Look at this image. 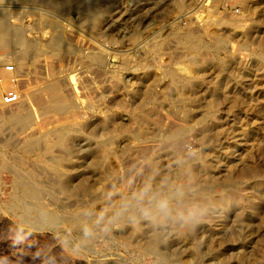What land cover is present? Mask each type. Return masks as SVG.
Instances as JSON below:
<instances>
[{"label":"rangeland","instance_id":"obj_1","mask_svg":"<svg viewBox=\"0 0 264 264\" xmlns=\"http://www.w3.org/2000/svg\"><path fill=\"white\" fill-rule=\"evenodd\" d=\"M243 1L69 0L51 7L31 0L7 7L13 9L8 12L11 23L26 28L27 38H47L51 29L46 21L56 20L68 43L73 44L75 50L59 58L43 47L33 51L16 79H22L17 84L20 93H35L50 79V70L56 67L64 82L63 92L78 106L75 120L81 125V131L70 133L66 147L53 148L43 156L44 163H41L37 152L25 153L22 138L29 130L20 133L0 119V157L11 168L0 169V264H207L211 263L206 254L210 244L229 255L230 264H264V185L248 182L241 185L239 194L243 200L229 212L215 202L223 193L221 187H215L212 195L206 197L207 211L200 209L201 199L194 191L198 180L216 175L229 162L239 164L242 169L254 166L264 171V50L259 51L264 44V14L258 16L254 28H248L246 20L232 25L235 15L244 14ZM255 1L264 3V0ZM2 4L5 7V3ZM88 8L98 12L96 22L89 19ZM183 28L185 31L193 29L209 42L217 33L232 35L233 39L224 49L218 48L206 56L211 60L208 66L199 60L203 55L191 53L178 43L173 30L183 32ZM155 42L160 44L158 49ZM97 48L107 52L105 67L87 59V53ZM11 51V48H1L0 55ZM256 52L263 58L259 63L252 55ZM215 53L225 58L222 68L213 64ZM194 59L199 66L191 69L205 72L206 78L197 93L200 103L207 102V97L215 93L216 80L228 87L217 110L188 105L179 96L178 84L170 82L164 74L179 72V67ZM5 63L0 62V68L15 66L11 61ZM193 76L182 74V79ZM7 90L0 93L2 98ZM150 94L155 96V102H150ZM16 107L13 105L10 110L16 112ZM32 108L39 111L35 104ZM34 116L38 121L32 127L39 130L53 127V124L42 126L39 114ZM54 117L57 115L52 114L51 119ZM174 128L186 129L178 146L168 138ZM109 132L119 137H115L112 146H102L97 139ZM138 132L145 135L141 144L134 139ZM206 153L216 159L212 162L220 168L216 171L212 168L208 175L202 176L206 173L202 166ZM57 158L61 160L60 171L71 175V183L78 186L88 182V193L66 198L56 187L57 174L50 170ZM179 160L182 161L181 174L173 177ZM190 160L195 164L199 179L190 177L191 168L184 164ZM156 173L157 176L172 175L170 184L176 188L191 189L177 202L178 211L172 209L167 218L157 216L146 220L154 230L171 240L169 245L156 243L151 251L136 243L143 230L142 227L133 229L130 222L123 226L113 222L107 225V231L104 230L107 221L100 222L95 226L93 240L86 241L67 222H61L57 228L28 224L6 209L18 175L35 185L43 184L51 191L44 201L53 213L63 216L60 205L65 203L69 205L70 211H65L68 213L75 209L73 203L77 202H85L86 208L93 211L96 208L109 211L121 198L149 183ZM218 175L221 176V172ZM194 218L202 220L197 227L193 226ZM194 243L202 245L201 253L193 251ZM181 249L183 253L179 252Z\"/></svg>","mask_w":264,"mask_h":264},{"label":"bare ground","instance_id":"obj_2","mask_svg":"<svg viewBox=\"0 0 264 264\" xmlns=\"http://www.w3.org/2000/svg\"><path fill=\"white\" fill-rule=\"evenodd\" d=\"M18 1L27 2V1H31V0H0V3L1 2L5 3V5H4L5 7H2L3 4L0 5V49L1 48L2 49L11 48L12 49L11 52H8L5 55H0V62L5 63V62L11 61V62L15 63L13 71H10L7 69V67L9 65L7 67H4V68L1 67L0 68V77H2L1 78L2 87H0V93L3 90L16 89L17 88V84H18L19 80L22 81V79H16V76L19 75L20 68L23 65H25L24 64L25 60L28 58L30 53H32L33 51H36V50L40 49L41 47H43L49 53H52L56 58H59L62 55H64L65 53L68 54V53L73 52L75 50L74 47L72 46L73 44L70 45L68 43V41L66 40V38L63 35L62 30H61L62 27H61L60 23L56 22V20L46 21L47 26H49L51 29V33L47 38L43 37V36L41 37L40 40H34V39L27 38L26 37V28H24L23 26L21 27V26L14 25L17 23L12 24L10 21V18L8 17V12H11L9 10H11L12 8H7V7H9L11 3H16ZM32 1H36L37 3L46 4L47 6H51V7L53 6L54 7L56 4L67 3V1H69V0H32ZM214 1H218V0H214ZM262 4L264 5V3L256 2L255 0H244L242 3V7L244 9V14H241L240 17H236L238 15H235V13H234L235 17L231 19L232 25L234 24V26H235L237 23L239 25L240 23H242V20H246L247 21V27L248 28H254V26H256V24H258L257 23L258 16L260 14L261 15L264 14V9H262L264 7L262 6ZM88 9L90 10L89 19H92L96 22L99 19L98 12L92 11L90 8H88ZM260 23L261 22H259V24ZM172 28H173V26H172ZM188 30L185 31V29H184V31L182 32V31H180V30L178 31L176 29V30H173V35H175V37L177 38L178 43L181 45L183 44L187 48L188 51H190L191 53L197 54L199 56L203 55V58L199 59V60L200 61L202 60L204 62V65L208 64V66H209V63L211 60L206 58V56L210 52H214V50L216 52V49L218 50V48L224 49L226 44L229 43L233 39V37H231L232 35L229 36L227 34L217 33V34H214L215 36H212V38H214V40L209 42V41H206L203 37H201L202 35L200 36V34H198L196 31H193V29L191 30V28H190V30L189 31ZM154 41H155V38H154ZM154 41H153V43H154ZM159 46H160L159 42L158 43L155 42V48L158 49ZM260 50L261 51L264 50V44L260 45L259 51ZM261 51H260V53H261ZM105 53H107V52H105ZM105 53L100 48L99 49L97 48V50L92 49L87 53V59L92 64H97L99 66L105 67V63H106ZM260 53L259 52H258V54H257V52H256V54L252 53V55H255V60L257 63L261 62L263 59L262 56L260 55ZM212 60L215 61V63L213 62V64L218 68H222V66H224V64L226 62L225 58L223 56H221V54H216V53L214 54V57L212 58ZM196 62L197 63H195V59H194V62L191 61V62H188L189 64L188 63L184 64V66L183 67L181 66V68L179 67L178 68V69H180L179 72H177V71L171 72L170 71L169 73L166 72L164 74H167V77L169 78L170 82L178 84L177 86H179V96L183 99V101H186L188 105H193L194 107L196 106L197 108L203 107L204 110L210 109V108L211 109L213 108V110H217L219 108L221 98L224 95L223 93L229 91L228 87H227V85L221 86L220 85L221 81L216 80V82H215V84H216L215 93L213 95H210V97H207L208 98L207 102H205V103L201 102L200 103L201 100L199 99V95L197 93L200 92L199 90H200L201 84H203L205 82L206 78H205V72L196 71V69H194V68L191 69L194 65L199 66L198 60ZM5 64H7V63H5ZM192 70H195V71L193 72ZM182 74L184 76H188V75L189 76L194 75V76H193V78L190 77L187 79L186 78L182 79ZM213 83H214V81H213ZM63 84H64V82L62 81L60 72L56 69V67L52 68L50 70V79L44 84V86H42L40 88L39 91H37L35 93H33V92L30 93L29 91L20 93V100L18 103L15 104L17 106L16 112H12L10 110V107H12L13 105L4 104V99L0 96V119L3 120L4 123L8 122L9 124H11L20 133L21 132L24 133V132H26V130H29L26 132V134L23 135V138L21 137L22 141H24L25 153L26 154L27 153L32 154L33 152H37V155H38L41 163H44L43 156L46 153L50 152L55 147H58V148L66 147V143L69 139L70 133L74 134V132L80 130L79 127L81 125L78 126L79 124H77V122L75 120L77 110H78L77 109L78 106L76 107V104H74L75 102H73L70 99V97H68L63 92ZM182 84H183V87H182ZM224 84H225V82H224ZM16 90H18V88ZM190 91H192L193 94H190L189 93ZM23 97H25V98L23 99ZM148 98H149L150 102L156 101L155 96H153L152 94L148 95ZM33 104L38 106L39 111L33 110V108H32ZM229 105H230V103H229ZM78 112H79V110H78ZM36 113L39 114V118L41 120L39 124H42V126L43 125L47 126L48 124H53V127L47 128L44 130H39V129H37L38 127L37 128L32 127L38 121L36 118L37 116H34ZM52 114L57 115V117H54L53 119H51ZM80 114H82V113H80ZM82 115H81V117H83ZM141 115L146 116V117L148 116V115H145L144 113H142ZM137 117L142 118L141 116H138V115H137ZM69 118L71 120L65 121L66 119H69ZM1 120H0V123H2ZM199 120L201 122L203 119H199ZM138 122H140V121H138ZM0 130H2V128H0ZM185 132H186V129H183V128L175 129L174 128V130H172L169 133L168 138L173 139L174 143L177 145L179 140L185 134ZM8 134H9V131H8ZM8 134H6V135H8ZM116 136H118V135H115V134L112 135L109 132L108 134H106L104 136L103 135L99 136L97 140H98V143H100L102 146L109 147V146H112L113 143L115 142V139L117 138ZM144 137H145V135L142 134V132L141 133L138 132L137 134H135L134 139L138 140V143L141 144ZM94 138L96 139V137H94ZM17 141L18 140H16V142ZM209 149L210 150H208V151L210 153L214 154V151H212L211 148H209ZM210 153H206V159L203 161L202 166L204 168V171L203 170L202 171L206 172V173L204 175H202V173H201L200 175H202V176H205L207 174V172H211L210 169H212V168H214L215 171H216V169L220 168L218 166L219 164L217 165V163L212 162V161H215L216 159H213V157L211 156ZM207 157H208V159H207ZM192 160L186 161L184 164L186 165V167L188 166V168L189 167L191 168L190 177L199 179L197 177L198 174H197L196 168L194 166L195 164L193 165ZM53 162H54V165H52L50 171H53L54 174L55 173L57 174L56 176L58 177V179L56 182V187H58L59 190L63 194L66 195V198H67V196L71 197V196H75L76 194H81V195L84 194L85 195L86 193H88L90 191V186H89L88 182H82L78 186L76 184L71 183V175L69 173L64 174L59 169V167L61 168V166H59V164H60L59 162H61L60 159L57 158V160L55 159V161H53ZM231 163L229 162L226 165H224L223 169H220L216 175L215 174L209 175L208 179H202L201 178L200 180H198V183H196L198 185H197V187H194V191H195L196 195L199 196L201 199V201H200L201 204L199 207L202 211L209 210V206L206 203L205 199H206V197H209L212 195V191H213V189H215V187L219 186L223 189V193H221L222 195L220 196V194H219V197H217L215 199V202L217 204L222 205L229 212L232 209H234L238 205L239 202H241L243 200L241 193L239 194V191H241V189H240L241 185L244 186L243 184L244 183L246 184L247 182L249 184L254 183L255 185H260V186L264 185V171H260V169L258 167H254V166L253 167L247 166L244 169H242V168L238 167L239 164L238 165H235V164L232 165ZM245 163H246V161H245ZM177 164H178L177 170L174 171V173L172 174V175H174L173 177L180 176V174H181L180 166H182V161H180V160L177 161ZM246 165H248V164H246ZM156 166L157 165L155 164V167ZM93 167L94 166H92V168ZM146 167H147V165H146ZM148 167H150V166H148ZM3 168L11 169L8 162L4 158L0 157V169H3ZM44 168H46V167H44ZM157 168L159 169V167H156V170H158ZM152 170H154V169H152ZM200 171H198V172H200ZM158 172H159V170H158ZM219 172H221V174H222L221 176L218 175ZM157 173H156V175L152 174V175H155V177L153 176L154 178L152 180H149V182L152 183L153 186L155 185L158 188L159 185L161 184L160 180H162V182L167 180L169 183V186H170V191H172V193L174 195V199L171 201V208L178 211L179 207L177 206V202H180L181 201L180 199L183 196H185L186 194H188L191 188H189V187H177L176 188L172 185V183L170 184V177L172 175L169 174V176L168 175L166 176L163 173L162 176L161 175L157 176ZM23 177L21 175L17 176V178L15 180L16 181L15 182V188H14L15 191L13 190L14 193L11 195L8 203L6 204V207H7L6 209L11 211L14 215H17V217H19L25 223L27 222L28 224L30 222L32 224L40 225L43 227L44 226H51L50 228H53V227L57 228V226L61 222L62 223L67 222L71 227H73L76 231H78L80 234H82L84 236V238L86 239V241L93 240V237L95 235V226L98 224V222H97L98 217L103 211H98L99 209L96 210L97 208L95 209V211H93L91 208L87 209L85 202L84 203L83 202H81V203L77 202V203H73L74 204L73 207L75 209L74 210L72 209V211L68 213L65 211L68 209L69 205L68 204L66 205V203H65L64 205L63 204L60 205L64 211L63 216L57 215L50 210L49 204L44 201L45 195H48V193L51 195L52 192L51 191L48 192V190L45 189V186L41 183H40L41 185H35L32 183V181H30V182L24 181L25 179ZM203 178H206V177H203ZM37 183H38V181H37ZM46 183H48V182H46ZM45 185H47V184H45ZM49 185H51V184H49ZM121 189H123V188L121 187ZM54 191H56V190H54ZM251 195H253V194H251ZM94 197H95V195H94ZM130 197H131V195L124 197V198H121L120 201L117 202L116 205H114L111 210L103 212L105 214V218H106L105 221L112 218L113 212L115 210L119 209L122 202L128 201L130 199ZM248 197H250V196H248ZM62 201H63V199H62ZM78 201H80V200H78ZM72 202H71V204H72ZM194 213L195 212L193 211V214ZM32 214H33V217H31ZM142 220L144 222L141 223ZM200 221H202V220H200L198 218H194L193 219V226L197 227V225H199ZM113 222H116L117 225H121V226H123L126 222L127 223L130 222L133 229H137V228L139 229V227H142L143 233L140 234L139 236H137L136 243H138L139 245H141L145 249H148L149 251L154 249V246L156 245V243L158 244L161 242L163 244H166L169 241H171L170 239L163 237L159 230H157V229L154 230L153 227L151 225H149V222L146 221V219H143L135 210H129L127 212H124L119 218L113 220ZM136 233H137V231H136ZM189 235H190V233H189ZM262 241H263V245H264V239ZM168 245H169V243H168ZM210 245L208 247V252L206 254L209 257V259L211 260V263H207V264H230V258L228 257L229 255H225V253H222L221 251H219L220 249H217V247H213ZM192 247H193L194 252H196V253L200 252L199 245H195V243H194V245H192ZM205 251H207V250H205ZM179 252L183 253L182 249ZM198 263H199V261H198ZM201 264H205V263H201Z\"/></svg>","mask_w":264,"mask_h":264},{"label":"clouds","instance_id":"obj_3","mask_svg":"<svg viewBox=\"0 0 264 264\" xmlns=\"http://www.w3.org/2000/svg\"><path fill=\"white\" fill-rule=\"evenodd\" d=\"M174 199L172 191L167 180L161 182L158 188H154L152 183H146L136 192L131 194L128 201L122 202L119 209L113 212L112 218L104 224V230L107 231L108 224L119 218L124 212L135 210L143 219L153 220L157 216L169 217L172 213L171 201ZM189 215H192L189 210ZM181 218L183 216L181 215ZM105 214L102 212L97 222H105ZM22 239V237L18 238Z\"/></svg>","mask_w":264,"mask_h":264},{"label":"built area","instance_id":"obj_4","mask_svg":"<svg viewBox=\"0 0 264 264\" xmlns=\"http://www.w3.org/2000/svg\"><path fill=\"white\" fill-rule=\"evenodd\" d=\"M7 69L13 71L14 65H9ZM3 99H4V104L6 105H15L20 100V92L16 89H10L5 93Z\"/></svg>","mask_w":264,"mask_h":264}]
</instances>
